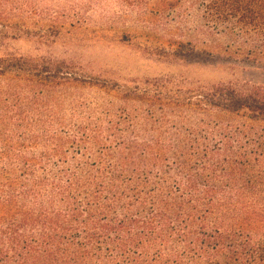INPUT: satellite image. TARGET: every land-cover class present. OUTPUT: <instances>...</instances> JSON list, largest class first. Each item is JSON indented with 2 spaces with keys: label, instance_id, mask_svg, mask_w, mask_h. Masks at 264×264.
<instances>
[{
  "label": "trees",
  "instance_id": "trees-1",
  "mask_svg": "<svg viewBox=\"0 0 264 264\" xmlns=\"http://www.w3.org/2000/svg\"><path fill=\"white\" fill-rule=\"evenodd\" d=\"M199 1L264 56V0ZM0 264H264V86H126L0 57Z\"/></svg>",
  "mask_w": 264,
  "mask_h": 264
},
{
  "label": "rangeland",
  "instance_id": "rangeland-1",
  "mask_svg": "<svg viewBox=\"0 0 264 264\" xmlns=\"http://www.w3.org/2000/svg\"><path fill=\"white\" fill-rule=\"evenodd\" d=\"M17 25L0 39V57L51 59L84 78L126 86L172 79L185 89L264 86V56L203 18L199 0H12ZM90 95V90H86Z\"/></svg>",
  "mask_w": 264,
  "mask_h": 264
}]
</instances>
